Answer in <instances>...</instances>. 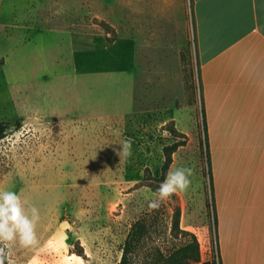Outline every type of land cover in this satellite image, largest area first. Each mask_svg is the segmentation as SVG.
<instances>
[{"label":"rangeland","instance_id":"rangeland-1","mask_svg":"<svg viewBox=\"0 0 264 264\" xmlns=\"http://www.w3.org/2000/svg\"><path fill=\"white\" fill-rule=\"evenodd\" d=\"M52 1L59 3L61 13L76 8L78 15L87 17L90 29L109 35L93 37L89 47H83V69L127 67L126 34L121 29L116 36L107 19L90 18L82 0H0V54L8 41L14 43L23 36L41 39L44 45L53 43L51 32L5 29L1 24L49 13L54 10ZM101 1L100 12L111 17L113 0ZM122 13L120 19L125 22ZM183 65L182 89L175 68L167 75H143L139 68L129 114L117 111L118 115L83 123H71L58 114L56 108L64 98L49 85L50 77L17 87L8 85L0 72V121L8 122L0 139V190L19 192L29 206L38 207L41 216L39 245L34 249L18 243L12 246L16 264H118L131 225L138 220L146 230L131 259L133 264H152L160 253L169 254L188 238L173 230L176 218L179 228L198 240L200 261L195 264L216 257L200 79L192 56ZM123 78L120 75L121 84L127 82ZM109 86L102 98L118 90H112L113 86L108 90ZM120 87L117 96L122 97L126 86ZM36 109L51 119L32 122ZM127 139L133 141L132 155H118ZM168 146L171 162L164 173ZM178 167L193 169L189 188L159 202L158 208L149 207L150 201L158 200L155 189Z\"/></svg>","mask_w":264,"mask_h":264},{"label":"crops","instance_id":"crops-1","mask_svg":"<svg viewBox=\"0 0 264 264\" xmlns=\"http://www.w3.org/2000/svg\"><path fill=\"white\" fill-rule=\"evenodd\" d=\"M82 1L90 18L107 19L116 36L121 29L126 34L127 67L83 69V47L104 34L90 29L76 8L61 13L52 1L49 13L2 21L5 29L55 34L46 45L29 36L7 39L0 54L6 83L20 87L50 77L64 98L58 114L83 123L129 114L139 68L143 75L175 68L182 89L183 63L192 56L206 122L218 264H264V0H113L109 18L100 12L101 0ZM106 85L118 93L121 85L123 96L112 91L102 98ZM46 118L36 109L30 120Z\"/></svg>","mask_w":264,"mask_h":264},{"label":"clouds","instance_id":"clouds-1","mask_svg":"<svg viewBox=\"0 0 264 264\" xmlns=\"http://www.w3.org/2000/svg\"><path fill=\"white\" fill-rule=\"evenodd\" d=\"M131 139L123 141L122 150L125 157L132 155ZM191 167H178L169 171L166 178L156 189L158 200L149 202V207L158 208L159 202L169 199L173 194L186 191L191 185ZM41 219L38 207L28 205L22 195L11 189L0 190V264H16L12 256V246L19 244L23 248L34 249L40 241L37 225Z\"/></svg>","mask_w":264,"mask_h":264},{"label":"trees","instance_id":"trees-1","mask_svg":"<svg viewBox=\"0 0 264 264\" xmlns=\"http://www.w3.org/2000/svg\"><path fill=\"white\" fill-rule=\"evenodd\" d=\"M3 64V60L0 58V66ZM203 119V129H206V122L204 114L202 116ZM8 129V122L0 121V139L3 138ZM206 139V147H207V138ZM207 152V162L209 165L208 151ZM171 153L172 149L170 146L165 148V164H164V173L166 172V168L171 162ZM210 172V171H209ZM158 188V187H157ZM156 191V189H155ZM173 230L179 231L181 234L186 235L188 238L183 241V243L173 249L169 254L160 253L159 258L155 259L152 264H195L200 261V253H199V243L196 236L190 232L179 228L178 218L175 219L173 225ZM146 230V225L142 221H136L131 225L130 231L128 233L127 239L122 248L121 259L118 264H133L131 256L134 253L136 247L139 245L141 236L143 232ZM218 256L216 255L213 259H207L202 262V264H218Z\"/></svg>","mask_w":264,"mask_h":264}]
</instances>
